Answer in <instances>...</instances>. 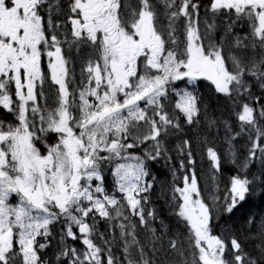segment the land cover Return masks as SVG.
Returning a JSON list of instances; mask_svg holds the SVG:
<instances>
[{"label":"snow or ice","instance_id":"obj_1","mask_svg":"<svg viewBox=\"0 0 264 264\" xmlns=\"http://www.w3.org/2000/svg\"><path fill=\"white\" fill-rule=\"evenodd\" d=\"M0 112V264H264V0H0Z\"/></svg>","mask_w":264,"mask_h":264},{"label":"trees","instance_id":"obj_2","mask_svg":"<svg viewBox=\"0 0 264 264\" xmlns=\"http://www.w3.org/2000/svg\"><path fill=\"white\" fill-rule=\"evenodd\" d=\"M218 138H217L218 147L220 148V150H224V149L221 148L222 140L219 138L221 140V142H220V141H218ZM197 159H198V172L200 171L201 167H203V169L205 171H209L210 170V162L205 157L198 156ZM160 168H162V167L159 164H157L154 167V169H153V174L156 175L157 178L160 179V180H166V178H161V176L159 175ZM231 171H232V167H231V165H228L227 173L230 174ZM157 207L161 208L165 212V214H167V206L164 204L163 200L157 201ZM248 208H252L253 210H255V208L250 205V202L248 203Z\"/></svg>","mask_w":264,"mask_h":264},{"label":"rangeland","instance_id":"obj_3","mask_svg":"<svg viewBox=\"0 0 264 264\" xmlns=\"http://www.w3.org/2000/svg\"><path fill=\"white\" fill-rule=\"evenodd\" d=\"M227 171H228V166H227ZM159 175L161 176V178H166V180L170 178L169 174H167L166 169L164 168H160ZM250 205L253 206L255 210H259V208L261 207V203L258 198L250 202Z\"/></svg>","mask_w":264,"mask_h":264}]
</instances>
